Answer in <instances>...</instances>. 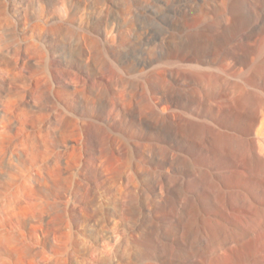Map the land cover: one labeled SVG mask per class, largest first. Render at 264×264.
<instances>
[{"label":"rangeland","instance_id":"374dc122","mask_svg":"<svg viewBox=\"0 0 264 264\" xmlns=\"http://www.w3.org/2000/svg\"><path fill=\"white\" fill-rule=\"evenodd\" d=\"M0 264H264V0H0Z\"/></svg>","mask_w":264,"mask_h":264}]
</instances>
